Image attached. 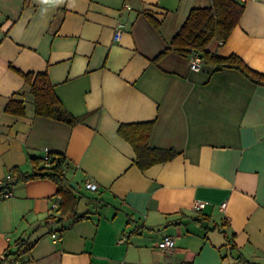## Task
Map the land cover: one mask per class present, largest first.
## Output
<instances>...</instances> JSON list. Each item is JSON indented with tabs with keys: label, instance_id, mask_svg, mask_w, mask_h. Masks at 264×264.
<instances>
[{
	"label": "crops",
	"instance_id": "1",
	"mask_svg": "<svg viewBox=\"0 0 264 264\" xmlns=\"http://www.w3.org/2000/svg\"><path fill=\"white\" fill-rule=\"evenodd\" d=\"M236 1L237 25L206 50L264 74V0ZM211 4L0 0V180L16 179L0 191V264L17 252L18 264H264V85L157 57L191 9ZM39 72L77 123L34 114L26 75ZM10 98L23 115L5 112ZM143 122L149 147L172 154L141 169L117 130ZM45 150L64 155L69 188L25 178Z\"/></svg>",
	"mask_w": 264,
	"mask_h": 264
},
{
	"label": "trees",
	"instance_id": "2",
	"mask_svg": "<svg viewBox=\"0 0 264 264\" xmlns=\"http://www.w3.org/2000/svg\"><path fill=\"white\" fill-rule=\"evenodd\" d=\"M243 7L244 5L236 0H212L209 7L191 9L177 33L157 57L168 51H174L184 56L197 54L202 63L214 66L215 70L235 69L253 83L264 85V74L250 68L237 55L221 57L206 50V46L211 40L216 39L221 42L226 40L237 25L236 22L239 20ZM26 80L29 84L35 115L50 117L70 125L79 121L61 104L45 72L27 74ZM5 112L23 115L25 113L23 100L10 98L5 105ZM151 126V122L132 123L120 125L117 130L118 134L132 145L135 162L141 169L166 160L172 154L170 150L149 147L148 138ZM33 165L36 171L30 176L26 175L25 178L51 177L59 183L60 191L62 187L69 188L68 182L63 177L66 165L63 154L49 152L43 158L33 159ZM10 185L0 186V191L10 188ZM18 254L19 252L3 255L1 261H7L15 255V258H18Z\"/></svg>",
	"mask_w": 264,
	"mask_h": 264
},
{
	"label": "built area",
	"instance_id": "3",
	"mask_svg": "<svg viewBox=\"0 0 264 264\" xmlns=\"http://www.w3.org/2000/svg\"><path fill=\"white\" fill-rule=\"evenodd\" d=\"M201 65H202V60L197 54H191L189 56V68L191 70L198 71L201 68ZM45 152H46V154L49 153V151H47V150H45ZM14 180H15V178L12 174H7V175H5L4 179L0 180V186H3L5 184L10 185L14 182ZM84 187H85V189H87L89 191H96L98 189L97 184L93 181H90V180H86L84 182ZM10 195H11L10 188H6L2 192L3 197H8ZM223 205L224 204H222L221 207ZM205 206H206L205 201L196 200L193 204V209L195 211H201L205 208ZM51 207H52V209L57 208L58 207V201L52 203ZM51 237H52L53 241L60 239V235L57 233L51 234ZM157 248L164 251V252L171 251L174 248V240L170 236H165L157 243ZM5 264H18V261L14 258H11V259L5 261Z\"/></svg>",
	"mask_w": 264,
	"mask_h": 264
},
{
	"label": "water",
	"instance_id": "4",
	"mask_svg": "<svg viewBox=\"0 0 264 264\" xmlns=\"http://www.w3.org/2000/svg\"><path fill=\"white\" fill-rule=\"evenodd\" d=\"M72 185V183H70Z\"/></svg>",
	"mask_w": 264,
	"mask_h": 264
}]
</instances>
